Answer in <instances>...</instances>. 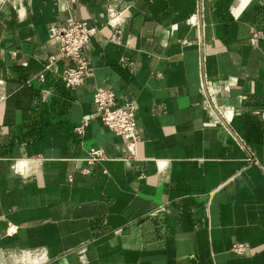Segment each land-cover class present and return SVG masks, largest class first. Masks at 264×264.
I'll use <instances>...</instances> for the list:
<instances>
[{"label":"crops","instance_id":"crops-1","mask_svg":"<svg viewBox=\"0 0 264 264\" xmlns=\"http://www.w3.org/2000/svg\"><path fill=\"white\" fill-rule=\"evenodd\" d=\"M70 17L97 29L76 89L50 36ZM98 87L134 99L135 158ZM0 264H264V0H0Z\"/></svg>","mask_w":264,"mask_h":264},{"label":"built area","instance_id":"built-area-1","mask_svg":"<svg viewBox=\"0 0 264 264\" xmlns=\"http://www.w3.org/2000/svg\"><path fill=\"white\" fill-rule=\"evenodd\" d=\"M202 4H200V13ZM125 12L116 9L114 6L107 8V23L112 27L119 28L123 22ZM189 23L195 24L194 18L189 19ZM97 31L87 24L85 21L67 18L59 26L50 29V36L59 44V58L65 60L67 65L62 71L61 78L64 85L69 89H76L83 85L87 78L92 76L93 68L91 66L87 49L90 44L91 37ZM259 33L257 34V36ZM253 38L255 41L256 37ZM49 63L55 61L50 58ZM212 80L203 72L201 76L200 89L205 96V101L213 122L225 128L232 136H238L231 130L229 120L226 117V108L218 105L214 99V93L211 90ZM92 102L96 110L100 114L102 123L117 135L124 138L125 146L128 151L126 158H135V151L141 140L138 132V124L136 120V103L133 98L119 100L111 89L98 87L93 92ZM87 121L76 128L78 133H82ZM104 159V152L100 148H91L88 155L84 158L86 167L83 172L88 173L101 160ZM157 211H167L166 206H160ZM246 243H234L231 251L236 254H244L247 251Z\"/></svg>","mask_w":264,"mask_h":264},{"label":"trees","instance_id":"trees-1","mask_svg":"<svg viewBox=\"0 0 264 264\" xmlns=\"http://www.w3.org/2000/svg\"><path fill=\"white\" fill-rule=\"evenodd\" d=\"M229 1V0H228Z\"/></svg>","mask_w":264,"mask_h":264}]
</instances>
